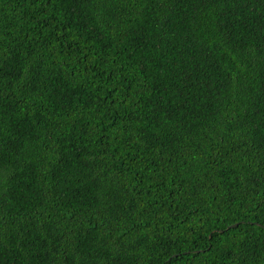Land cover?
<instances>
[{"label":"trees","instance_id":"trees-1","mask_svg":"<svg viewBox=\"0 0 264 264\" xmlns=\"http://www.w3.org/2000/svg\"><path fill=\"white\" fill-rule=\"evenodd\" d=\"M0 264H264V0H0Z\"/></svg>","mask_w":264,"mask_h":264},{"label":"water","instance_id":"water-1","mask_svg":"<svg viewBox=\"0 0 264 264\" xmlns=\"http://www.w3.org/2000/svg\"><path fill=\"white\" fill-rule=\"evenodd\" d=\"M235 224L228 225L227 228L234 226Z\"/></svg>","mask_w":264,"mask_h":264}]
</instances>
